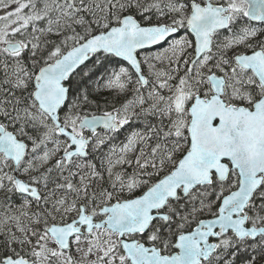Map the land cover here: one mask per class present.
Listing matches in <instances>:
<instances>
[{
  "label": "snow or ice",
  "instance_id": "obj_1",
  "mask_svg": "<svg viewBox=\"0 0 264 264\" xmlns=\"http://www.w3.org/2000/svg\"><path fill=\"white\" fill-rule=\"evenodd\" d=\"M0 8V264H264V0Z\"/></svg>",
  "mask_w": 264,
  "mask_h": 264
},
{
  "label": "rangeland",
  "instance_id": "obj_2",
  "mask_svg": "<svg viewBox=\"0 0 264 264\" xmlns=\"http://www.w3.org/2000/svg\"><path fill=\"white\" fill-rule=\"evenodd\" d=\"M14 7V6H13ZM10 9H4V8H0V15L4 14L6 11H8Z\"/></svg>",
  "mask_w": 264,
  "mask_h": 264
},
{
  "label": "trees",
  "instance_id": "obj_3",
  "mask_svg": "<svg viewBox=\"0 0 264 264\" xmlns=\"http://www.w3.org/2000/svg\"><path fill=\"white\" fill-rule=\"evenodd\" d=\"M120 139H123V133L121 134Z\"/></svg>",
  "mask_w": 264,
  "mask_h": 264
}]
</instances>
